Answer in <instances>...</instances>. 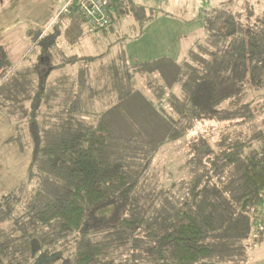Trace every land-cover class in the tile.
Returning a JSON list of instances; mask_svg holds the SVG:
<instances>
[{
	"label": "trees",
	"instance_id": "obj_1",
	"mask_svg": "<svg viewBox=\"0 0 264 264\" xmlns=\"http://www.w3.org/2000/svg\"><path fill=\"white\" fill-rule=\"evenodd\" d=\"M150 1L110 0L108 13L121 26L168 0ZM203 25V43L194 41L185 61L169 60L180 95L173 82L149 85L141 75L164 61L129 67L122 57L125 71L111 61V77L136 73L156 100L117 80L115 101L88 120L80 93L66 97L61 84L35 79V67L10 71L0 46V111L15 124L20 150H31L26 180L0 200V264H213L240 259L249 236L255 243L264 130L245 98L264 88V13L244 22L215 8L204 11ZM203 121L238 129L215 142L187 136ZM166 141L183 145L181 165L169 169L183 176L150 188L146 172Z\"/></svg>",
	"mask_w": 264,
	"mask_h": 264
},
{
	"label": "rangeland",
	"instance_id": "obj_2",
	"mask_svg": "<svg viewBox=\"0 0 264 264\" xmlns=\"http://www.w3.org/2000/svg\"><path fill=\"white\" fill-rule=\"evenodd\" d=\"M51 1L52 0H0V7L1 9L14 12H32L36 9L43 11L51 4ZM65 1L66 0H55L57 6L56 10L58 11V9L61 8L60 12L63 14L57 21L56 19L53 21L51 25V29L53 28V30L50 29L51 34H49V38H47L46 35L44 36V33L41 34L40 29L39 32L38 29L32 31V36L29 33L30 35L26 37L28 46L25 50L28 51L26 53L27 58L25 59L35 62L37 66L40 65L41 61L45 62L40 65V70L44 76V74L54 68L60 67L59 64L58 66L55 65V61L58 60L59 51L64 50L65 47L69 49V47L72 46L75 53L78 52L81 54L84 52L90 55L85 58L84 61L89 65L92 86L99 92V94L89 93L90 100L92 98L91 106L89 107V113L91 115L92 112H97V110H102V108L109 106L108 104L111 102L113 103L116 99L114 89L110 86L111 70L108 66H110L109 64L112 60H109L112 58V55H114L115 49L122 48L124 43L126 46H123V52L125 58H127L129 62L149 61L158 58V55H166V57L168 56L173 62L180 63L186 60L185 58L189 54V51L186 52L187 48L194 41L199 40L200 43H203L205 40L203 25L204 11L208 12L215 8H224L238 13L244 22L249 18L264 13V0H169L164 6L160 5L156 7L155 5H150L147 14H141L140 16L132 15L134 19L127 17L124 19L121 26L117 20H114L111 26L118 31L104 34L100 31H90L84 24H82L81 28L80 25L66 24L67 21L63 23L65 19L64 14L67 15L62 11ZM152 1L153 0L150 2L153 4ZM139 4L148 5L145 0H140ZM149 15L152 16V18L145 21V19H147L146 16L149 17ZM28 19L30 20V18H18L21 22L13 26L16 28L12 33V37L15 41L19 39L21 28L29 26L30 22ZM142 19L145 22L140 21ZM140 22L143 24L142 26ZM57 31H59V33ZM56 32L58 34H56ZM123 38L126 39L121 45ZM116 40L118 42H116ZM56 42V45L63 49L55 46ZM159 42L163 45L169 44V46H158ZM180 43L183 45L180 47L181 50H178L177 44ZM184 46L186 50H184ZM1 47L6 51L4 46ZM84 48L85 50L83 51ZM127 53L129 55H126ZM52 60H55V64L52 63ZM77 60L78 59L75 57L73 61ZM114 61L116 66L121 69L120 72L123 73L125 69H123L124 66L120 58ZM15 68L16 67L12 65L11 71ZM149 68L150 69H144L141 74L144 79L149 82V85L156 84L157 81L161 79L159 77L171 81L176 72V67H174L171 62H160L159 65H154V67ZM144 79L143 83L145 82ZM139 88L145 94L148 92L147 86H139ZM147 96L149 97V94ZM150 99L154 100L152 96ZM245 101L252 103V107L257 111L254 121L257 129L264 130V126L262 125V120L264 119V88L255 91H247ZM163 105L167 112H170L166 100ZM233 124H235L233 121H231V123L217 121L199 122L187 136H194L196 133L200 132L210 137L212 142H215L220 139L221 135H231L234 130L238 129V127H235ZM243 130L246 131V128ZM184 140L187 141L185 138ZM182 147L183 145L179 141H166V143L161 145L157 154L151 159L146 172L148 181L147 186L150 188H169L172 184L178 182V179L183 175L180 177L176 170H172L171 173L169 169H176L177 166L181 165ZM258 221L261 222L259 225L263 229L260 228L259 230L261 231L256 232L254 238L255 243L252 241V235L245 241V249H243L240 259L233 261H220L221 259H216L213 264H264V208L260 210V218ZM215 258L217 257H213L212 260Z\"/></svg>",
	"mask_w": 264,
	"mask_h": 264
},
{
	"label": "crops",
	"instance_id": "obj_3",
	"mask_svg": "<svg viewBox=\"0 0 264 264\" xmlns=\"http://www.w3.org/2000/svg\"><path fill=\"white\" fill-rule=\"evenodd\" d=\"M146 1L147 3H149L148 0H145V2ZM168 1L166 2V4L168 3ZM56 8L57 6L55 4V0H52L51 4H49L48 7L45 8L43 11L40 9L39 10L36 9L35 11L32 12H14V11H8L6 9H1L0 7V46H4L6 48L9 62L14 67L16 68L35 67L37 71V76L35 79L39 77L42 80V82L48 84V86L50 84H55V83L61 84L60 86L59 85L56 86V88L63 86L65 88L64 92L66 97L68 96V94L70 95V92L71 94L80 93V100L81 99L83 100V104L85 102V104L82 106V112H83L82 118L88 120L90 118V115H88L89 107L91 106L89 93L92 92L95 94H99L98 90H96L94 86H92V83L89 78L90 76L89 65L84 61L85 58L89 57L90 55H87V53L84 52L81 53L82 55L78 52L75 53L74 48L72 46L69 47V49L65 47L64 50L59 51L60 53L58 55V60L57 61L54 60L56 64L52 60L53 64H55L56 66H58L59 64L60 67L54 68L53 70L44 74V76L42 75V71L40 70V65L37 66V64L35 65V62L27 61V59H25L27 58L26 53L28 51L25 50V48L28 46L26 37L30 34L32 36L33 34L32 31H35L36 29L38 30L40 29L41 30L40 33L41 34L44 33V36L46 35L47 38H49V34H51L50 33L51 30H53V28L51 29V25L53 21L55 19L57 21L58 18L63 14L60 12L61 8H59L58 11L56 10ZM64 16L65 19L63 20V23L67 21L66 24L80 25L82 28L83 22L79 17L75 15L69 16L68 14L67 15L64 14ZM21 17L30 18V20L28 19L30 24L29 26L21 28L19 33V39L15 41L12 37V33L16 30V28H14L13 26L21 22L18 20V18ZM57 32L59 33V31ZM57 32L56 34H58ZM100 32L104 34L109 33V32L106 33L105 31H100ZM124 40L122 41V43L124 42ZM116 42L118 41L116 40ZM56 44L57 42L55 43V46H57ZM181 45L183 44L182 43L177 44L178 50H181L180 48ZM123 46H126V44L124 43ZM123 46L122 48L120 47L115 49L114 55H112V58L109 61L111 60L114 61L115 59H119V58L122 59L123 57L126 66L131 67L139 63L149 62L157 59L164 61L165 63L166 62L170 63L169 60H172L168 58V56L166 57V55L165 56L158 55L159 57L153 60L142 61V62L139 61L132 63L129 62L127 58H125V54L123 52ZM158 46L167 47L169 46V44L163 45L161 42H159ZM192 48H193V43L187 48V50ZM84 50L85 48L83 49V51ZM184 50H186L185 46H184ZM126 55L129 54L127 53ZM75 57L78 59L77 61H73ZM174 63L179 64L178 62L175 61ZM129 70L133 71V69H129ZM9 72L7 74H9ZM128 73L130 75V71ZM128 78L129 79L120 76L116 77L115 75H112L110 79L111 81L110 86L111 88L114 89L115 94L117 93L119 87L117 80H122L120 81V83L122 82L124 86H126L127 83H129L131 84L133 89L140 91L144 96L148 97L147 95L149 94L148 98L152 96V98L156 100V97H154L153 93L149 89L147 90L148 92H146V94L140 90L139 86L140 87L144 86V83H143V79L139 78V76L136 73L131 74V76H129ZM170 82H173L171 83L172 85H170L172 87L171 91L176 93L177 95H180L181 90L179 84L176 83L174 78ZM115 83L117 84L116 86H114ZM160 84H163V81H161ZM170 86L166 87L165 91L163 90L162 95L165 94L164 96H168L167 93L170 89ZM102 110H97V112H92V114H99L100 112H102ZM84 111L87 113H84ZM16 135H17V129L15 124L9 121L6 115L2 111H0V200L4 195L17 189V187H19V185L26 180L28 169L31 163V150L26 149L24 151H21L18 143L14 140Z\"/></svg>",
	"mask_w": 264,
	"mask_h": 264
},
{
	"label": "built area",
	"instance_id": "obj_4",
	"mask_svg": "<svg viewBox=\"0 0 264 264\" xmlns=\"http://www.w3.org/2000/svg\"><path fill=\"white\" fill-rule=\"evenodd\" d=\"M121 2H136L138 0H116ZM162 4L167 0H153ZM110 0H66L62 11L68 15L79 17L84 26L90 31L101 30L113 25V20L108 13Z\"/></svg>",
	"mask_w": 264,
	"mask_h": 264
}]
</instances>
